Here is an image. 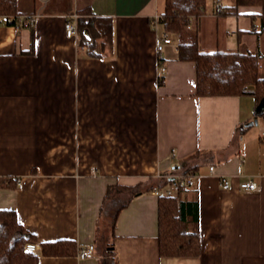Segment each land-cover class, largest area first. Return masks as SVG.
<instances>
[{
	"label": "crops",
	"instance_id": "obj_1",
	"mask_svg": "<svg viewBox=\"0 0 264 264\" xmlns=\"http://www.w3.org/2000/svg\"><path fill=\"white\" fill-rule=\"evenodd\" d=\"M50 2L18 0L23 16L39 14L32 28L0 25V179L20 180L0 187V209L37 242L93 245L94 257L39 255L38 264H264V102L198 97L196 65L177 60L171 35L159 82L166 33L152 19L164 0ZM208 2L189 24L201 52L264 55L261 7L222 16L217 7L233 3ZM87 7L112 23L100 58L65 35L68 15ZM192 166L194 185L178 197L197 204L201 253L161 257L152 191ZM248 178L259 192L240 190Z\"/></svg>",
	"mask_w": 264,
	"mask_h": 264
},
{
	"label": "trees",
	"instance_id": "obj_2",
	"mask_svg": "<svg viewBox=\"0 0 264 264\" xmlns=\"http://www.w3.org/2000/svg\"><path fill=\"white\" fill-rule=\"evenodd\" d=\"M208 1L164 0L160 23L165 33L174 37L177 42V60L195 63L198 97L251 96L257 105L263 103L264 75H260V70L264 55L237 51L203 53L199 50L197 35L189 29V24L192 18L204 13ZM241 6L262 8L258 33L264 37V0H234L232 5L222 6L219 13L222 16L237 15ZM78 13L79 45L88 48L89 56L102 57L104 50L109 49L112 43L111 20L93 16L88 7L79 10ZM0 16L13 17L12 23H17V19L23 16L18 10V0H0ZM34 43L32 31L29 54L34 52ZM197 154L187 160L196 157ZM196 169L198 166H192L184 173ZM3 186L14 188L16 179H0V187ZM157 207L159 256L172 258L199 256L201 240L197 204H186L177 195L158 198ZM28 243L38 244L39 252L27 250ZM77 249L74 240L37 242L36 236L19 222L14 210L0 209V264H38L39 255L69 257L75 256Z\"/></svg>",
	"mask_w": 264,
	"mask_h": 264
},
{
	"label": "built area",
	"instance_id": "obj_3",
	"mask_svg": "<svg viewBox=\"0 0 264 264\" xmlns=\"http://www.w3.org/2000/svg\"><path fill=\"white\" fill-rule=\"evenodd\" d=\"M221 8L217 7V11L220 12ZM79 13L74 11L72 14L68 15L66 22L64 24L65 35L67 38L77 37V19L79 18ZM39 19V14L21 16L17 19V23L13 24V17L10 16H0V25H11L20 28H30L33 27L35 22ZM161 15H155L152 19L154 26L161 24ZM172 40L165 34L161 41L156 46L157 51V78L159 82H163V76L166 71V67L163 64L162 51L165 45L171 44ZM88 50V48H87ZM209 171L213 172L214 167L210 166ZM16 184L20 185V180L16 179ZM194 185V176L190 173H175L166 177V181L163 185L156 186L152 193L158 197H173L177 196L182 190L190 188ZM220 185L223 190H229L231 187V182L226 177H220ZM240 190L244 192H259L260 186L251 178L239 183ZM26 249L29 251L37 252L39 246L35 243H28ZM77 257L81 260L90 259L94 257V246L89 245L85 248H79L77 252Z\"/></svg>",
	"mask_w": 264,
	"mask_h": 264
},
{
	"label": "rangeland",
	"instance_id": "obj_4",
	"mask_svg": "<svg viewBox=\"0 0 264 264\" xmlns=\"http://www.w3.org/2000/svg\"><path fill=\"white\" fill-rule=\"evenodd\" d=\"M37 5H42L41 0H35ZM230 1L233 3V0H221V2L223 4H229ZM54 2H56V0H51L49 7H54ZM212 2H208V6L211 4ZM161 9V8H160ZM260 75L263 76L264 75V59L262 60V64H261V70H260Z\"/></svg>",
	"mask_w": 264,
	"mask_h": 264
},
{
	"label": "water",
	"instance_id": "obj_5",
	"mask_svg": "<svg viewBox=\"0 0 264 264\" xmlns=\"http://www.w3.org/2000/svg\"><path fill=\"white\" fill-rule=\"evenodd\" d=\"M256 122V121H255Z\"/></svg>",
	"mask_w": 264,
	"mask_h": 264
}]
</instances>
